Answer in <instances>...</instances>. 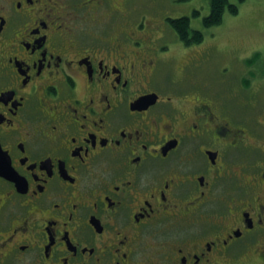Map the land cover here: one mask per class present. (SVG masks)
Listing matches in <instances>:
<instances>
[{"label":"flooded vegetation","instance_id":"af4514ba","mask_svg":"<svg viewBox=\"0 0 264 264\" xmlns=\"http://www.w3.org/2000/svg\"><path fill=\"white\" fill-rule=\"evenodd\" d=\"M129 1L0 0V264H264V115Z\"/></svg>","mask_w":264,"mask_h":264},{"label":"rangeland","instance_id":"374dc122","mask_svg":"<svg viewBox=\"0 0 264 264\" xmlns=\"http://www.w3.org/2000/svg\"><path fill=\"white\" fill-rule=\"evenodd\" d=\"M129 6H136L141 13H152L164 10L174 17L191 16L192 26L204 33V45L208 46L209 60L196 74L209 85L212 96L217 95L221 103L232 109L240 120H250L258 110L260 116L264 115V86L257 95L260 99L256 102V91L252 88H243L240 80H250L253 72L251 65L257 57L264 58V0H246L238 14L227 13L223 22L218 26L206 28L203 18L210 12L209 0H130ZM127 4V5H128ZM195 10L199 11L197 16ZM133 14V9H130ZM130 11L114 20L115 27H123L129 21ZM116 28L115 31H117ZM258 48V49H256ZM259 52V54H256ZM177 57L176 68L181 63ZM248 60V61H247ZM249 64V65H248ZM250 69L249 71H247ZM222 72L226 73L221 77ZM247 72V73H246ZM221 79L225 83L221 82ZM250 85V81L245 84ZM259 116V117H260Z\"/></svg>","mask_w":264,"mask_h":264},{"label":"trees","instance_id":"16d2710c","mask_svg":"<svg viewBox=\"0 0 264 264\" xmlns=\"http://www.w3.org/2000/svg\"><path fill=\"white\" fill-rule=\"evenodd\" d=\"M246 0H209L210 12L203 18V25L206 28L220 25L227 13L238 14L240 6ZM199 11L195 10L194 15L197 16ZM171 25L175 29L177 36L180 39L192 42H201L204 39L202 30L192 26L191 16H181L171 19Z\"/></svg>","mask_w":264,"mask_h":264}]
</instances>
